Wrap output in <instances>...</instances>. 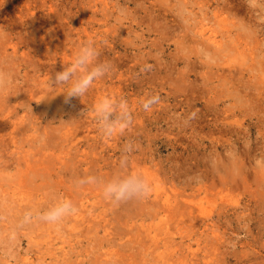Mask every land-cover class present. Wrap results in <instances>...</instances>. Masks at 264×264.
Instances as JSON below:
<instances>
[{
  "label": "rangeland",
  "instance_id": "1",
  "mask_svg": "<svg viewBox=\"0 0 264 264\" xmlns=\"http://www.w3.org/2000/svg\"><path fill=\"white\" fill-rule=\"evenodd\" d=\"M88 41L111 70L65 103L50 78ZM0 72V264H264V0H0ZM105 96L132 114L110 138ZM125 172L146 198L76 184Z\"/></svg>",
  "mask_w": 264,
  "mask_h": 264
},
{
  "label": "clouds",
  "instance_id": "2",
  "mask_svg": "<svg viewBox=\"0 0 264 264\" xmlns=\"http://www.w3.org/2000/svg\"><path fill=\"white\" fill-rule=\"evenodd\" d=\"M99 51L92 41L85 42L75 54L73 61L64 66L50 78V87L67 86L65 103L72 98H81L92 87L94 81L103 78L111 70V65L106 61H99ZM8 83L7 74L0 72V87ZM159 102V97L150 95L142 102L141 107L148 111ZM95 118L99 130L104 137L122 134L132 123V114L127 101L123 98L105 96L94 106ZM195 118V113L190 114V119ZM131 146H126L121 156L119 167L123 171L128 168V155ZM77 186L99 185L104 199L113 203H125L131 200L146 198L151 192V184L141 173L125 172L116 174L110 179L98 176L81 177L76 181ZM77 207L67 198L59 199L47 210L35 213L31 210L24 213L23 222L28 223L33 219L48 224H59L64 218L77 212Z\"/></svg>",
  "mask_w": 264,
  "mask_h": 264
},
{
  "label": "bare ground",
  "instance_id": "3",
  "mask_svg": "<svg viewBox=\"0 0 264 264\" xmlns=\"http://www.w3.org/2000/svg\"><path fill=\"white\" fill-rule=\"evenodd\" d=\"M84 215H85L84 213H80V215H79V217H82L83 222H84V220H86V219L84 218V217H85ZM83 216H84V217H83ZM87 221H90V220L87 219ZM87 221H86V222H87ZM89 223H90V222H89Z\"/></svg>",
  "mask_w": 264,
  "mask_h": 264
}]
</instances>
